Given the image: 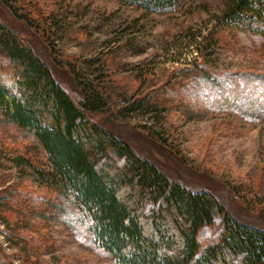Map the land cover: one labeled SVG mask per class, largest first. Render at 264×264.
<instances>
[{"label":"rangeland","instance_id":"rangeland-1","mask_svg":"<svg viewBox=\"0 0 264 264\" xmlns=\"http://www.w3.org/2000/svg\"><path fill=\"white\" fill-rule=\"evenodd\" d=\"M226 1L153 10L145 1L0 0V18L72 94L73 72L102 94L103 127L173 181L210 191L233 217L264 229V116L219 109L221 97L243 92L232 76L264 75V25L217 28ZM51 174L42 145L0 112V264H116Z\"/></svg>","mask_w":264,"mask_h":264},{"label":"trees","instance_id":"trees-1","mask_svg":"<svg viewBox=\"0 0 264 264\" xmlns=\"http://www.w3.org/2000/svg\"><path fill=\"white\" fill-rule=\"evenodd\" d=\"M127 1L160 10L179 0ZM260 25L264 0H227L216 26L257 31ZM0 47L12 70L9 80L0 76L1 114L42 145L52 177L66 186L95 243L116 264H264V229L233 217L210 191L173 181L98 123L108 108L90 82L73 72L79 91L72 94L1 18ZM232 77L243 92L221 97L219 109L260 120L264 75Z\"/></svg>","mask_w":264,"mask_h":264}]
</instances>
